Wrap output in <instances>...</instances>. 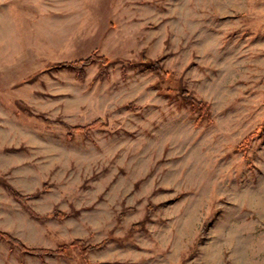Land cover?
Returning a JSON list of instances; mask_svg holds the SVG:
<instances>
[{"label":"rangeland","instance_id":"rangeland-1","mask_svg":"<svg viewBox=\"0 0 264 264\" xmlns=\"http://www.w3.org/2000/svg\"><path fill=\"white\" fill-rule=\"evenodd\" d=\"M0 230L105 240L0 264H264V0H0Z\"/></svg>","mask_w":264,"mask_h":264},{"label":"trees","instance_id":"trees-1","mask_svg":"<svg viewBox=\"0 0 264 264\" xmlns=\"http://www.w3.org/2000/svg\"><path fill=\"white\" fill-rule=\"evenodd\" d=\"M93 61H97L100 62L101 64L105 65L107 64V59L104 56L101 55H96V54H89L87 57L84 58H80L77 60H72V61H64L62 63H59V65H64V66H68L71 68H80L84 65H87ZM154 66V69L160 73L161 72V68L157 65L156 62L152 63ZM184 93V91H183ZM184 96L188 97L189 94H184ZM200 106V110L202 111L203 115H208V111H207V107L208 105L205 102H201L199 104ZM199 119V118H198ZM97 120L93 121L91 124L88 125H81V126H70L69 129H71L72 131H78V132H83L85 131L89 126L93 125L96 123ZM252 134L249 133L247 134L242 141L237 144L235 146L236 150H244L246 148V144H248V142L250 141V139ZM13 195L15 196V198H17L20 201H23L24 198H26L28 195H20L19 193H17L16 191L12 190ZM54 216L56 217H64L65 215L60 212V211H55L54 212ZM0 238H2L3 240L9 242L10 244L18 247L22 252L25 253H29V254H33V255H38V256H42V255H65L67 250L70 247H77L79 254L81 255V257L85 260L88 251H90L91 249L95 248V247H99L101 246L105 240H103L100 243L97 244H84L82 239L79 238H74L72 240H70L68 243H63L58 245L56 248H45V247H27L25 246L18 238L10 235L9 233L5 232V231H1L0 230Z\"/></svg>","mask_w":264,"mask_h":264}]
</instances>
